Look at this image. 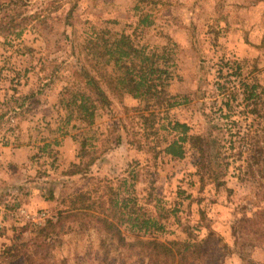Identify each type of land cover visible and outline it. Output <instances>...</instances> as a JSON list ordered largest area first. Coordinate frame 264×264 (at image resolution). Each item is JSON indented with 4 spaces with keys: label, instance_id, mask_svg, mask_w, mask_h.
Listing matches in <instances>:
<instances>
[{
    "label": "rangeland",
    "instance_id": "1",
    "mask_svg": "<svg viewBox=\"0 0 264 264\" xmlns=\"http://www.w3.org/2000/svg\"><path fill=\"white\" fill-rule=\"evenodd\" d=\"M101 30L166 57L164 101L103 84L94 123L65 125ZM0 145L26 148L0 151V264H207L175 255L201 242L215 264H264V0H0Z\"/></svg>",
    "mask_w": 264,
    "mask_h": 264
},
{
    "label": "trees",
    "instance_id": "2",
    "mask_svg": "<svg viewBox=\"0 0 264 264\" xmlns=\"http://www.w3.org/2000/svg\"><path fill=\"white\" fill-rule=\"evenodd\" d=\"M144 25L151 24L147 18L141 20ZM22 32V30H21ZM18 33L17 36H20ZM82 50L86 51L85 57L93 64V61H99L101 66L90 69L88 66H82L84 72V90H69L67 95L62 96L59 106L67 114L63 123L68 125L72 120L77 119L86 124H93L97 116V110L100 106L111 104V100L103 84H107L113 92L129 93L135 98H146L151 100L157 98L160 100L166 93L169 86V72L163 68L162 61L167 62L166 57L155 51H149L145 46H138L132 37L125 33H112L110 30H101L93 35L87 36L82 44ZM112 66V71L108 68ZM96 71V74L93 72ZM115 73V74H113ZM243 105H253L257 109L261 94L258 93L255 85H244ZM237 99V98H236ZM234 97L231 95L226 102L230 106ZM166 105L171 106L165 100ZM21 108V106H19ZM176 128L181 127L184 137L182 142L187 140V126L185 124H176ZM181 142V143H182ZM166 152L173 157L184 155V149L177 141L172 142ZM61 218V217H60ZM58 224L50 222L47 227L42 228L41 232L48 228L55 227ZM207 242L201 244L188 243L181 250L182 254H175L180 260L199 259L206 261L207 264H215V254L207 253ZM158 245L162 246L158 242ZM31 256L27 257V263L33 264Z\"/></svg>",
    "mask_w": 264,
    "mask_h": 264
},
{
    "label": "built area",
    "instance_id": "3",
    "mask_svg": "<svg viewBox=\"0 0 264 264\" xmlns=\"http://www.w3.org/2000/svg\"><path fill=\"white\" fill-rule=\"evenodd\" d=\"M19 215H21V217L24 220H28V221H32L33 223H37V224H43L46 222L47 219V213L46 212H41L38 214H33L31 213L29 210L25 209V208H21L19 210Z\"/></svg>",
    "mask_w": 264,
    "mask_h": 264
},
{
    "label": "crops",
    "instance_id": "4",
    "mask_svg": "<svg viewBox=\"0 0 264 264\" xmlns=\"http://www.w3.org/2000/svg\"><path fill=\"white\" fill-rule=\"evenodd\" d=\"M25 149V147L14 149L12 146L0 145V151L3 152L5 160L8 161H16L18 159V156L20 155L19 153L22 150L24 152Z\"/></svg>",
    "mask_w": 264,
    "mask_h": 264
}]
</instances>
